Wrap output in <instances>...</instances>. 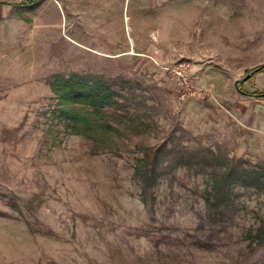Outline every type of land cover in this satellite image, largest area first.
Listing matches in <instances>:
<instances>
[{"label":"rangeland","instance_id":"1","mask_svg":"<svg viewBox=\"0 0 264 264\" xmlns=\"http://www.w3.org/2000/svg\"><path fill=\"white\" fill-rule=\"evenodd\" d=\"M11 1L0 264H264V0ZM58 73L111 81L112 137L66 129Z\"/></svg>","mask_w":264,"mask_h":264},{"label":"trees","instance_id":"2","mask_svg":"<svg viewBox=\"0 0 264 264\" xmlns=\"http://www.w3.org/2000/svg\"><path fill=\"white\" fill-rule=\"evenodd\" d=\"M263 68L264 64L255 71ZM50 84L67 130L95 139L112 137L117 127L107 119L105 110L115 102L117 90L108 78L91 73L67 78L58 73Z\"/></svg>","mask_w":264,"mask_h":264},{"label":"crops","instance_id":"3","mask_svg":"<svg viewBox=\"0 0 264 264\" xmlns=\"http://www.w3.org/2000/svg\"><path fill=\"white\" fill-rule=\"evenodd\" d=\"M17 2L26 1V0H15ZM14 1L11 0H0V14L3 13L4 9L10 6V3Z\"/></svg>","mask_w":264,"mask_h":264},{"label":"water","instance_id":"4","mask_svg":"<svg viewBox=\"0 0 264 264\" xmlns=\"http://www.w3.org/2000/svg\"><path fill=\"white\" fill-rule=\"evenodd\" d=\"M251 74H252V72L248 73L244 79H248L251 76ZM259 95H264V92L260 93Z\"/></svg>","mask_w":264,"mask_h":264}]
</instances>
